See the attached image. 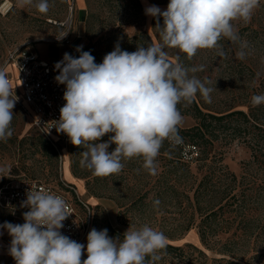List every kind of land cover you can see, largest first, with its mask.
I'll return each mask as SVG.
<instances>
[{
  "label": "rangeland",
  "instance_id": "obj_1",
  "mask_svg": "<svg viewBox=\"0 0 264 264\" xmlns=\"http://www.w3.org/2000/svg\"><path fill=\"white\" fill-rule=\"evenodd\" d=\"M138 1L142 11L135 9L131 0H89L86 20L78 24L76 2L70 14L68 0H49L48 13L41 14L32 6L21 7L19 0H0V63L8 50L21 46L35 51L51 46L62 56L69 53L74 58L79 57H75L76 49L82 46V51H89L95 62L101 63L117 44L121 50L133 52L138 46L157 43V21L153 26V17L145 14V8L155 5L163 11L169 0ZM159 23L163 26V20ZM233 23L240 40L248 45L244 60L236 57L240 44L226 38L220 41L226 57H219L216 49H200L188 59L178 49H166L170 59L179 58L185 67L204 65V70L194 75L209 81L206 86L212 88L211 103L198 94L190 105L177 106L183 116L179 134L185 148L193 144L186 131L197 124L194 105L204 114L253 111L259 118L264 116V104L254 107L251 103L253 95L264 94V0H260L250 22ZM64 33L68 34L59 39ZM51 64L54 67L56 62ZM13 113V135L7 142L0 141V167L7 169L0 172L1 183L38 180L60 187L62 180L75 186L90 210L89 230L106 228L110 237L122 240L130 227L148 224L162 231L168 244L182 249L164 255L158 264H226L225 260L264 264V163L257 153L259 148L264 150V139L253 121L238 117L222 121L214 131L216 138L209 135L206 142L205 138L200 141L191 160L182 156L183 150L164 142L156 175L143 168L141 158H133L122 161L120 173L97 177L81 166L82 147L63 140L53 155L44 149L42 137L28 125L18 104ZM110 135L101 142L108 141ZM114 148L115 144L110 145L109 151ZM230 187L235 194L232 204L215 218L205 220V226L214 232L206 237L207 250L198 226L210 204L216 202L211 198ZM196 189L200 192L197 205L193 200ZM157 199L158 208L154 206ZM5 214L0 210L1 217ZM2 231L0 264H15L8 251L11 237ZM225 238H231L232 244L226 256H221L219 249ZM222 257L225 260H211ZM86 258L85 250L81 259Z\"/></svg>",
  "mask_w": 264,
  "mask_h": 264
},
{
  "label": "clouds",
  "instance_id": "obj_2",
  "mask_svg": "<svg viewBox=\"0 0 264 264\" xmlns=\"http://www.w3.org/2000/svg\"><path fill=\"white\" fill-rule=\"evenodd\" d=\"M19 4L41 14H47L51 6L49 0H19ZM259 5L260 0H169L166 10L155 5L145 8L146 15L157 19L159 42L138 46L133 52L117 44L101 63L82 46L76 49L78 58L64 53L54 68L59 71L55 81L66 86L65 104L51 128L84 149L80 164L94 176L118 174L124 168L122 161L133 158H141L143 168L156 175L164 142L172 147L183 144L178 104L190 105L198 94L206 103L212 102L209 81L194 75L204 65L185 67L179 58L170 59L166 49H178L188 59L200 49H216L219 57H226L220 44L226 38L240 44L236 57L244 60L248 45L240 40L233 22H250ZM15 88L0 69L3 142L13 135ZM251 103L254 107L264 104V94L253 95ZM106 134H111L108 141L101 142ZM112 144L115 148L109 151ZM6 170L0 167V172ZM159 204V199L154 201L155 207ZM22 206L29 209L23 213V224L0 225L11 237L8 251L15 264H158L167 254L168 238L148 224L130 227L122 240L110 237L106 228L91 229L86 246L69 238L61 232L70 215L66 201L44 189H30ZM85 250L87 258L82 261Z\"/></svg>",
  "mask_w": 264,
  "mask_h": 264
},
{
  "label": "built area",
  "instance_id": "obj_3",
  "mask_svg": "<svg viewBox=\"0 0 264 264\" xmlns=\"http://www.w3.org/2000/svg\"><path fill=\"white\" fill-rule=\"evenodd\" d=\"M76 0H68L70 14L73 13ZM15 88L18 104L28 125L36 130L53 148L60 141L68 140L67 135L57 133L51 128L60 118V108L65 104L63 94L65 85L58 84L55 76L59 73L47 60L28 46L16 47L6 52L0 63ZM51 128L50 132L48 130ZM169 144V142L166 140ZM170 145V144H169ZM183 150L186 159L191 160L195 146L184 147V143L175 146ZM60 187L38 180L11 181L0 188V208L6 211L19 224L24 223L23 213L29 209L22 206L31 190L44 189L62 197L67 203L69 217L63 222L61 232L69 238L84 244L89 233L90 210L81 201L75 186L60 180ZM84 215V219H82Z\"/></svg>",
  "mask_w": 264,
  "mask_h": 264
},
{
  "label": "trees",
  "instance_id": "obj_4",
  "mask_svg": "<svg viewBox=\"0 0 264 264\" xmlns=\"http://www.w3.org/2000/svg\"><path fill=\"white\" fill-rule=\"evenodd\" d=\"M85 3H86V6L88 7L89 0H85ZM131 3L135 9L142 11L138 0H131ZM159 20H163V18L160 17ZM156 21L157 19L153 18V26ZM79 55H80V52H77L75 54V57H78ZM193 109H194L193 118L197 121V124L194 127L186 131V134L189 136L191 143H193L192 146H197L200 143V141L204 140V138L206 142L207 141L206 137L209 135L213 138H216V136H214L215 135L214 131L217 129V127H220L218 126L219 123H221L222 121L226 119L232 118V117L242 118L246 122L253 121L252 123L254 124V127L261 133V137L262 139H264V116H262V118H259L256 114L253 113V111H250L249 113H244L243 111H235V112H231L225 115H213L210 113L204 114L195 105L193 106ZM41 144L45 150H50V152L53 155H55V152L53 150L54 148L44 138H42ZM257 153H259V157L262 158L263 163H264V150L262 151V149L259 148ZM205 155H206V151H205ZM2 185L4 184L0 182V188L2 187ZM232 191L233 189L231 187L230 189L226 188L225 190L219 193L218 197H212L211 199L216 202L210 204L206 217H205V214L202 216L203 219L201 220L198 226L199 237H200L202 244L204 245L205 243V248L207 250H208V247H206V239H207L206 237L207 235H213L214 232L212 231L211 227L205 226V220H210L212 218H215L217 214L219 212H222L225 207H228L230 204H232V202L235 199V194ZM199 197H200V192L198 189H196L195 192L193 193V200H194L195 205H197ZM0 210L2 209L0 208ZM13 221L15 222V220H13V218L8 213L2 217L0 216V225H2L5 222L12 223ZM231 241H232L231 238H225V240L222 241L223 242L221 244L222 247L219 249V252L221 251L219 253L221 256H226L225 252L227 251L228 247H230V244H232ZM181 250L182 249L180 247L172 246L167 243V254L174 253V252H180ZM198 252L201 255H204V253L201 250H198ZM205 258H207L206 255H205ZM211 260L220 261V260H225V258L222 257L221 259H218V260L217 259H211ZM225 263L226 264H239L235 261H230V260H225Z\"/></svg>",
  "mask_w": 264,
  "mask_h": 264
},
{
  "label": "crops",
  "instance_id": "obj_5",
  "mask_svg": "<svg viewBox=\"0 0 264 264\" xmlns=\"http://www.w3.org/2000/svg\"><path fill=\"white\" fill-rule=\"evenodd\" d=\"M76 9H77V14H76V19L75 21H77L78 24H82L85 22L86 20V3L85 0H76ZM36 52L39 54V56L43 59V60H47L48 62L51 63L52 62H59L63 59V56L61 55V53L51 47V46H45L42 48L39 47L37 48ZM0 243L2 242V235H3V231L0 229Z\"/></svg>",
  "mask_w": 264,
  "mask_h": 264
}]
</instances>
